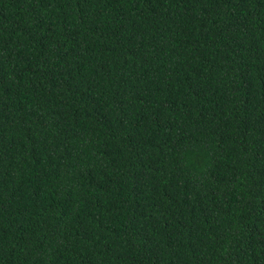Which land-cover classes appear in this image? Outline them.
Segmentation results:
<instances>
[{"label":"trees","instance_id":"obj_1","mask_svg":"<svg viewBox=\"0 0 264 264\" xmlns=\"http://www.w3.org/2000/svg\"><path fill=\"white\" fill-rule=\"evenodd\" d=\"M0 264H264V0H0Z\"/></svg>","mask_w":264,"mask_h":264}]
</instances>
